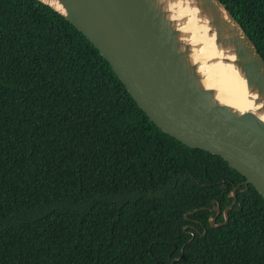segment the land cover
<instances>
[{
    "label": "trees",
    "instance_id": "trees-1",
    "mask_svg": "<svg viewBox=\"0 0 264 264\" xmlns=\"http://www.w3.org/2000/svg\"><path fill=\"white\" fill-rule=\"evenodd\" d=\"M220 1L264 58V0ZM243 180L158 128L58 12L0 0V264H264L254 186L209 225Z\"/></svg>",
    "mask_w": 264,
    "mask_h": 264
},
{
    "label": "water",
    "instance_id": "water-1",
    "mask_svg": "<svg viewBox=\"0 0 264 264\" xmlns=\"http://www.w3.org/2000/svg\"><path fill=\"white\" fill-rule=\"evenodd\" d=\"M38 1L83 33L158 128L244 177L230 204L210 208L211 227L226 223L239 187L264 198V58L223 2Z\"/></svg>",
    "mask_w": 264,
    "mask_h": 264
}]
</instances>
